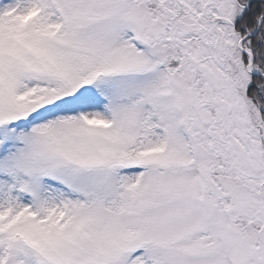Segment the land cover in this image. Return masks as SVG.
I'll use <instances>...</instances> for the list:
<instances>
[{
	"label": "snow or ice",
	"instance_id": "1",
	"mask_svg": "<svg viewBox=\"0 0 264 264\" xmlns=\"http://www.w3.org/2000/svg\"><path fill=\"white\" fill-rule=\"evenodd\" d=\"M0 264H264V0H0Z\"/></svg>",
	"mask_w": 264,
	"mask_h": 264
}]
</instances>
